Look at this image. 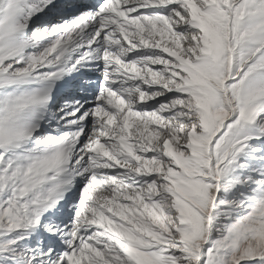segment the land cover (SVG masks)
I'll return each mask as SVG.
<instances>
[{"label": "snow or ice", "instance_id": "snow-or-ice-1", "mask_svg": "<svg viewBox=\"0 0 264 264\" xmlns=\"http://www.w3.org/2000/svg\"><path fill=\"white\" fill-rule=\"evenodd\" d=\"M0 264H264V0H0Z\"/></svg>", "mask_w": 264, "mask_h": 264}]
</instances>
